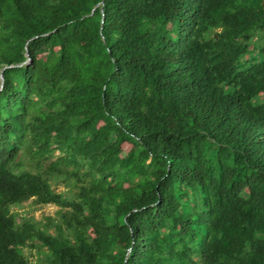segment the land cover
I'll return each instance as SVG.
<instances>
[{
    "label": "trees",
    "instance_id": "1",
    "mask_svg": "<svg viewBox=\"0 0 264 264\" xmlns=\"http://www.w3.org/2000/svg\"><path fill=\"white\" fill-rule=\"evenodd\" d=\"M2 71L0 264H264V0H0Z\"/></svg>",
    "mask_w": 264,
    "mask_h": 264
},
{
    "label": "rangeland",
    "instance_id": "2",
    "mask_svg": "<svg viewBox=\"0 0 264 264\" xmlns=\"http://www.w3.org/2000/svg\"><path fill=\"white\" fill-rule=\"evenodd\" d=\"M57 191H66L64 186L57 188ZM13 211H17L23 216L34 217L36 220H44L46 217L56 218L58 213L61 211V207L55 204L39 205L34 200H29L18 207H13ZM25 255L33 264H43L45 258L39 253L38 249H25Z\"/></svg>",
    "mask_w": 264,
    "mask_h": 264
},
{
    "label": "water",
    "instance_id": "3",
    "mask_svg": "<svg viewBox=\"0 0 264 264\" xmlns=\"http://www.w3.org/2000/svg\"><path fill=\"white\" fill-rule=\"evenodd\" d=\"M30 63V60L26 61L25 63H23V65L25 64H29ZM5 70V69H4ZM3 70V71H4ZM3 71H2V74L0 75V80L2 81V85H3V82H4V75H3Z\"/></svg>",
    "mask_w": 264,
    "mask_h": 264
}]
</instances>
